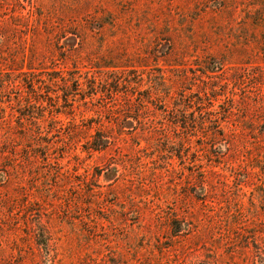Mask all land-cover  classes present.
<instances>
[{"label":"rangeland","instance_id":"obj_1","mask_svg":"<svg viewBox=\"0 0 264 264\" xmlns=\"http://www.w3.org/2000/svg\"><path fill=\"white\" fill-rule=\"evenodd\" d=\"M0 264H264V0H0Z\"/></svg>","mask_w":264,"mask_h":264},{"label":"trees","instance_id":"obj_2","mask_svg":"<svg viewBox=\"0 0 264 264\" xmlns=\"http://www.w3.org/2000/svg\"><path fill=\"white\" fill-rule=\"evenodd\" d=\"M96 143H94L93 146H91V148L93 150H100L105 148L106 144L104 143V141H102V139H95Z\"/></svg>","mask_w":264,"mask_h":264}]
</instances>
